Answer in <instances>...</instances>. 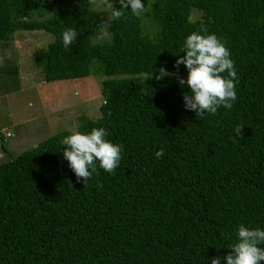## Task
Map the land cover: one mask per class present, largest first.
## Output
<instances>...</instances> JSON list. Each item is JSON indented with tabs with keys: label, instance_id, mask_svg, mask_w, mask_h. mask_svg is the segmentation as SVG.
I'll return each mask as SVG.
<instances>
[{
	"label": "trees",
	"instance_id": "trees-1",
	"mask_svg": "<svg viewBox=\"0 0 264 264\" xmlns=\"http://www.w3.org/2000/svg\"><path fill=\"white\" fill-rule=\"evenodd\" d=\"M142 3L141 17L129 7L105 38L90 0H0V40L52 35L37 58L44 81L107 76L98 116L79 115L75 131L103 127L123 149L115 173L97 161L86 186L63 157L66 129L0 161V264H225L239 225L264 229V0ZM68 28L79 35L65 49ZM202 28L230 50L237 99L197 119L177 75L144 76L163 67L186 79L174 65Z\"/></svg>",
	"mask_w": 264,
	"mask_h": 264
},
{
	"label": "clouds",
	"instance_id": "clouds-1",
	"mask_svg": "<svg viewBox=\"0 0 264 264\" xmlns=\"http://www.w3.org/2000/svg\"><path fill=\"white\" fill-rule=\"evenodd\" d=\"M91 4L99 3L103 11L107 13V21L100 24L101 37H108L111 21H117L124 17V10L129 9L136 17H141L146 12V6L142 0H118L119 8L114 6L113 0H90ZM190 23H196V17L190 16ZM207 28L191 32L184 41L182 52L174 67L179 68L183 64L187 68V78L179 77L176 73H168L161 67L159 75L148 78L161 80L166 75H177L181 86H187L189 91L183 93L184 106L187 110L194 111L197 119H203L205 114H216L222 106L231 109L237 99L236 84L238 80L234 61L230 58V50L214 33H207ZM79 32L68 28L62 34L65 49L75 43ZM226 74V75H222ZM237 136L243 135V124H237L233 128ZM108 135L103 127L92 128L89 133L72 131L65 136L61 145L64 147L63 157L68 161L70 169L75 174L77 181L88 183L92 174L99 167L104 171L114 174L120 164L122 146L105 139ZM164 149L154 153L161 158ZM237 241L228 246L231 251L224 256L225 264H260L264 261V229L260 227L248 228L243 224L236 229ZM220 257L211 259V264H220Z\"/></svg>",
	"mask_w": 264,
	"mask_h": 264
},
{
	"label": "rangeland",
	"instance_id": "rangeland-1",
	"mask_svg": "<svg viewBox=\"0 0 264 264\" xmlns=\"http://www.w3.org/2000/svg\"><path fill=\"white\" fill-rule=\"evenodd\" d=\"M91 5L101 23L107 21L102 6ZM46 15L48 12L41 17ZM51 39L52 35L43 30H17L12 40H0V129L5 133L7 149L4 152L0 148V161L59 129L75 131L81 114L98 116L100 84L107 76L89 74L44 81L37 58Z\"/></svg>",
	"mask_w": 264,
	"mask_h": 264
}]
</instances>
